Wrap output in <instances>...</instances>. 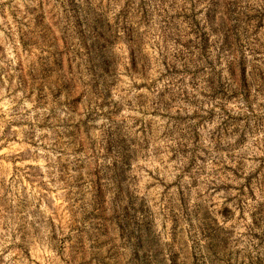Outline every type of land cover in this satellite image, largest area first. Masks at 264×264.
I'll use <instances>...</instances> for the list:
<instances>
[{
  "label": "clouds",
  "instance_id": "clouds-1",
  "mask_svg": "<svg viewBox=\"0 0 264 264\" xmlns=\"http://www.w3.org/2000/svg\"><path fill=\"white\" fill-rule=\"evenodd\" d=\"M0 149V264H264V0H0Z\"/></svg>",
  "mask_w": 264,
  "mask_h": 264
},
{
  "label": "rangeland",
  "instance_id": "rangeland-1",
  "mask_svg": "<svg viewBox=\"0 0 264 264\" xmlns=\"http://www.w3.org/2000/svg\"><path fill=\"white\" fill-rule=\"evenodd\" d=\"M42 131H43V129H42ZM44 134L46 135V132ZM29 147H35V145H29ZM2 155H3V150L0 149V178H2L3 175H4V171H5L4 165L5 164H8L11 167L12 172L14 173L16 167H18L20 165V163H21L20 161H13V160H6L5 161V160L2 159ZM29 166H31V165H29ZM10 179H12L11 176L9 177V180ZM28 183H30V181H28ZM68 217L69 218L71 217V213L70 212L68 213Z\"/></svg>",
  "mask_w": 264,
  "mask_h": 264
}]
</instances>
